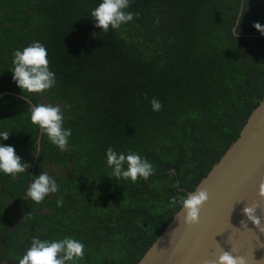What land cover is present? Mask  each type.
I'll list each match as a JSON object with an SVG mask.
<instances>
[{
	"label": "trees",
	"instance_id": "obj_1",
	"mask_svg": "<svg viewBox=\"0 0 264 264\" xmlns=\"http://www.w3.org/2000/svg\"><path fill=\"white\" fill-rule=\"evenodd\" d=\"M100 3L0 0V94L59 104L72 130L61 151L31 122L27 99L0 98L2 143L31 165L0 172V264H18L34 236L82 241L79 264H136L176 213L170 197L196 187L264 96V35L253 26H264V0H244L236 33L242 0H130L133 21L106 33L91 17ZM34 41L57 78L43 94L22 93L11 72L12 54ZM108 147L137 152L155 174L116 179ZM41 172L59 191L36 204L26 190Z\"/></svg>",
	"mask_w": 264,
	"mask_h": 264
},
{
	"label": "clouds",
	"instance_id": "obj_2",
	"mask_svg": "<svg viewBox=\"0 0 264 264\" xmlns=\"http://www.w3.org/2000/svg\"><path fill=\"white\" fill-rule=\"evenodd\" d=\"M129 7L130 0H101V3L91 11V17L95 21L94 27L105 33L110 29L120 30L123 25L132 22L136 16L135 13L127 11ZM253 26L264 35V26L258 22ZM12 56L13 81L22 93L43 94L56 86V73L50 69L48 50L43 43L34 41L22 50H16ZM25 97L31 122L38 126L40 132L46 135L53 145L61 151L68 150L72 130L64 126V109L59 104L30 103L29 98L26 95ZM146 98L147 94H145ZM151 106L154 112L163 109V104L156 98L151 100ZM9 137L8 131L0 132V172L15 178L18 174L27 172L31 165L22 161L15 147L2 143ZM41 151V142L36 140L32 155L35 157ZM106 162L112 169V176L118 180H130L135 183L139 179L148 180L156 172L147 158L133 151L123 153L108 147ZM58 191L59 185L56 179L48 172H41L33 176L26 190V200L41 204L47 197ZM259 195L264 197V183L260 184ZM177 200H179V207H177ZM208 200L209 193L206 190L195 189L180 196L170 197L169 207L176 210V215L183 212V223L191 226L199 223L201 210ZM258 207L259 204L246 206L243 213L257 229L264 232L261 218L257 215ZM30 215L31 212L25 218ZM85 247L82 241L71 236L61 239H41L34 236L18 264H79L85 257ZM217 264H248V261L244 256H235L230 251L222 250Z\"/></svg>",
	"mask_w": 264,
	"mask_h": 264
},
{
	"label": "water",
	"instance_id": "obj_3",
	"mask_svg": "<svg viewBox=\"0 0 264 264\" xmlns=\"http://www.w3.org/2000/svg\"><path fill=\"white\" fill-rule=\"evenodd\" d=\"M243 9L244 0L234 33ZM6 94L26 99L13 91L2 92L0 98ZM261 183H264V96L253 108L239 136L193 189L209 193L199 223L189 226L183 223V212L174 213L136 264H217L222 250L244 256L248 264H264V232L243 213L246 206L259 204L257 215L264 227Z\"/></svg>",
	"mask_w": 264,
	"mask_h": 264
}]
</instances>
